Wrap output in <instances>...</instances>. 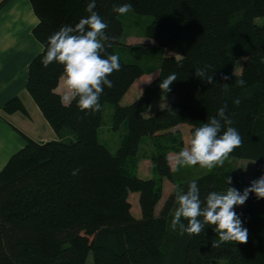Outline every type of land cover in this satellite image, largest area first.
Returning <instances> with one entry per match:
<instances>
[{
	"label": "trees",
	"instance_id": "16d2710c",
	"mask_svg": "<svg viewBox=\"0 0 264 264\" xmlns=\"http://www.w3.org/2000/svg\"><path fill=\"white\" fill-rule=\"evenodd\" d=\"M8 1L2 0L0 8ZM28 1L38 21L31 33L40 45L60 27L85 17L90 2ZM126 2L133 6L131 13L152 18L144 37L179 58L163 57L157 68L147 70L119 58L121 68L109 77L114 86L105 87L101 109L87 114L75 101L63 104L56 92L62 66L44 67L42 50L31 60L25 92L56 136L68 130L75 141L38 143L22 135L26 144L0 170V264H86L89 255L92 264H264V199L252 194L235 210L248 229L244 244L221 241L214 226L206 225L199 235H181L170 227L175 188L186 190L196 180L203 199L226 187L243 191L264 175V0H96L95 11L107 22V34L117 37L109 54L116 55L115 48L123 45L121 15L111 8ZM205 66L213 72V84L194 74ZM156 72L137 100L119 104L137 79ZM172 74L177 80L168 91L171 103L144 117L151 101L164 93L160 82ZM225 75L230 79L222 80ZM240 79L243 87L236 85ZM237 98L240 102L234 104ZM104 104L114 106L113 130L126 131L114 154L97 139ZM224 104L242 137L229 158L255 161L251 181L219 169L175 184L156 216L162 181L173 182L168 155L184 146L174 128L184 124L191 131ZM2 112L28 115L20 97L7 101ZM146 137L154 149L149 158L157 178L143 180L135 171ZM74 169H79L75 176ZM129 193L138 194L139 219L131 214Z\"/></svg>",
	"mask_w": 264,
	"mask_h": 264
},
{
	"label": "clouds",
	"instance_id": "9594fccd",
	"mask_svg": "<svg viewBox=\"0 0 264 264\" xmlns=\"http://www.w3.org/2000/svg\"><path fill=\"white\" fill-rule=\"evenodd\" d=\"M95 8L96 0H90L85 17L74 26L60 27L47 38L46 43L41 44L43 66L48 67L52 63L62 66L63 71L58 78L62 103L70 105L75 101L78 109L86 114L101 109L100 97L105 87L111 89L114 86L109 77L121 68L118 55L107 51L117 37L107 34L108 24ZM132 10V4L127 2L113 4L111 8L118 15ZM209 67L197 68L194 74L205 83L213 84V72L209 74L207 71ZM221 79L226 81L230 77L225 75ZM175 80V74L169 75L160 82L159 88L166 93ZM244 84L243 79L236 81L239 87ZM239 102V98L233 101L234 104ZM233 124L227 104L220 106L214 116H208L206 122L192 128L181 150L171 154L168 158L170 168L175 171L196 165L209 170L222 167L229 155L242 144L241 134ZM78 172L79 169H74L72 175ZM231 183L228 176L226 185ZM250 194L258 200L264 199V175L252 180L243 191L226 187L223 191L208 192L203 199L197 181L193 180L187 184L186 190L174 189L176 208L170 227L181 235H199L206 225L214 226L221 241L244 244L248 240V229L243 226L235 207L245 204Z\"/></svg>",
	"mask_w": 264,
	"mask_h": 264
},
{
	"label": "rangeland",
	"instance_id": "374dc122",
	"mask_svg": "<svg viewBox=\"0 0 264 264\" xmlns=\"http://www.w3.org/2000/svg\"><path fill=\"white\" fill-rule=\"evenodd\" d=\"M2 0H0V3ZM152 21V18L149 16H140L134 13H127L120 16V22L123 28V41L121 46L115 48V53L118 57L127 64H136L140 66L142 69L147 70L149 68H157L159 66L160 60L166 56H174L179 58L176 54L166 49L158 48L155 43L146 39L144 37V31L147 25H149ZM129 45H128V44ZM133 43V44H132ZM128 45V46H125ZM243 58L239 59L234 73L239 74L241 71V65L243 62ZM157 75L153 73L151 75H143L139 79H137L127 93L122 97L119 104L121 106H127L137 100L144 87L155 78ZM172 94L170 92L162 93L156 98H154L144 117H150L155 114L157 111L166 108L172 101ZM31 101V100H30ZM25 103V101H24ZM32 106L29 104H24L26 111L28 113L27 116L23 115L22 113H17L18 117H21L25 123V126L31 127L32 124L34 126L31 130L26 129V132H29V139H33L34 142H45L53 140L56 137V134L53 132L51 134H47L45 131L44 125H41V121L46 123L44 118L41 116L39 112L35 108V104L30 102ZM114 106L111 104H104L103 111H102V121L101 125L97 130V139L100 144L105 146L111 154H114L116 150L119 148L121 141L123 140L126 131L123 127L119 130H113L112 124V115H113ZM39 113V114H36ZM14 124L15 121L11 120ZM29 123L31 125H29ZM175 130L180 131L182 141L185 144L186 138L190 133V128L187 125L180 124L174 128ZM28 134V133H27ZM63 138L68 135V139L65 142L75 141V137L72 133L68 130H63L60 134ZM28 138V137H27ZM154 152L151 140L146 137L142 140L141 144L138 148L137 153V169L135 171V175L143 180L157 178L156 174L153 172V166L150 161L149 156ZM172 153L168 155L171 156ZM253 161L244 160V159H235V158H228L225 160L223 166L215 167L211 170L206 168H201L199 166H187L179 168L178 170L173 171V182L163 179L162 181V198L158 202V205L155 209V215L157 216L160 208L162 207L164 201L166 200L167 196L171 193L175 184L182 183L187 180H193L199 177H202L206 174L214 172L216 170H227L231 173H240L244 175V178L247 182H250L253 175L254 163ZM218 168V169H217ZM128 202L131 204V214L134 218H140V209L138 205V194L137 193H129L128 195ZM86 264H92L91 256H88ZM212 264H227L225 260H213Z\"/></svg>",
	"mask_w": 264,
	"mask_h": 264
},
{
	"label": "crops",
	"instance_id": "0c3cea01",
	"mask_svg": "<svg viewBox=\"0 0 264 264\" xmlns=\"http://www.w3.org/2000/svg\"><path fill=\"white\" fill-rule=\"evenodd\" d=\"M37 22L28 0H9L0 8V170L12 155L26 144L22 135L29 138L30 134L26 129L32 130L34 126L33 124L31 127L25 126V123H28L18 117L17 113L12 115L3 113L2 107L14 97H20L23 103L25 101L32 106L30 103L32 100L25 92V85L27 67L42 50L31 33ZM56 92L62 95L59 85ZM35 108L34 110L39 112L36 106ZM41 125H44L48 135L53 132L47 123L41 121ZM67 139L68 135L64 138L59 135L53 140ZM242 206L235 207V210H240Z\"/></svg>",
	"mask_w": 264,
	"mask_h": 264
}]
</instances>
